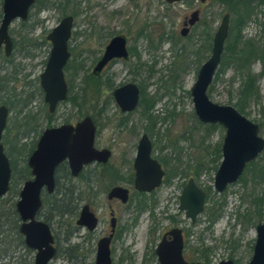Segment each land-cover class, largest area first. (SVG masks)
Returning a JSON list of instances; mask_svg holds the SVG:
<instances>
[{
  "label": "rangeland",
  "instance_id": "obj_1",
  "mask_svg": "<svg viewBox=\"0 0 264 264\" xmlns=\"http://www.w3.org/2000/svg\"><path fill=\"white\" fill-rule=\"evenodd\" d=\"M60 1L50 0V4L58 3L52 10L33 8L27 22L15 21L9 32L14 42L11 57L7 58L4 50L0 51V78L6 81H3L6 91L0 92V106L11 107V132L7 133L9 146H5L6 153L11 154L14 148L11 156L22 171L32 144L49 124L60 126L66 121L76 122L82 112L92 116L97 124V148L112 150L109 168L118 169L127 179L120 185L126 186L129 177L135 173L133 162L143 134H147L154 145L153 157L159 162L167 159L170 164H163L166 178L160 188L143 197L133 194L127 205H116L108 200V190L115 182L112 178H104L97 165L88 167L83 179L73 181L66 180L63 177L65 170L61 169V190L69 191L75 187L74 191H78L74 196L82 197L77 209L89 204L101 223L93 235L76 226L77 216L50 222L59 250L51 264H95L97 242L111 229V209L116 213L119 227L118 238L111 245L114 264H159L154 256L156 247L163 235L175 227L187 230L184 254L189 261L204 264L202 258L208 250L210 264L229 259L235 264H248L254 254L257 226L264 223V182L244 185L241 180L247 175L248 166L240 180L223 194L215 190V175L222 162V154L219 157L217 150L222 149L226 130L219 125L209 128L202 124L195 114L191 95L198 72L212 50L205 52L203 48L206 40L204 25L211 26L214 39L227 14L225 7L212 1L168 5L164 0H71L70 9L63 12L58 8ZM3 3L4 0H0V24ZM256 7L243 34L246 39L263 46L264 8ZM196 10L200 11V20L183 37L184 23ZM66 16L74 17V39L69 42L70 67L65 68L68 83L79 85L82 79L92 75L115 36L127 37L131 55L128 61L111 62L100 75L104 81L110 79L114 88L110 92L106 88L102 91L98 106L89 99L85 106L76 109L70 103H62L51 115L39 90L40 75L52 49L47 36ZM262 69L261 62L252 66L255 75ZM75 71L78 73L76 79ZM242 81L235 66L229 65L214 79L208 95L215 103L235 107L252 122L264 123V77H259L258 81L260 99L252 98L247 102L240 99ZM129 83L142 84L146 93L156 100L157 126L152 133L145 131L141 108L123 114L115 102L113 91ZM17 98L22 102L18 103ZM26 102L28 105L21 112V106ZM101 108H105L102 113L97 111ZM49 116H52V122ZM261 136L264 138V128H261ZM19 147L23 149V155L19 154ZM262 157L264 153L257 161ZM173 171L178 173L171 176ZM191 178L207 195L205 211L194 224L179 211L182 191ZM30 179H23L13 192L0 198V213L4 215L0 216V264L34 263L36 251L25 246L12 216L22 187ZM46 197L45 194L44 199ZM257 199L262 201L259 206L255 205ZM144 204H148L147 207ZM211 211L216 213L214 218L210 216ZM39 219L44 221L43 216Z\"/></svg>",
  "mask_w": 264,
  "mask_h": 264
},
{
  "label": "water",
  "instance_id": "obj_2",
  "mask_svg": "<svg viewBox=\"0 0 264 264\" xmlns=\"http://www.w3.org/2000/svg\"><path fill=\"white\" fill-rule=\"evenodd\" d=\"M168 5L184 1H196L205 4L212 0H164ZM36 0H4L3 17L0 24V50L10 58L14 42L10 36L11 25L19 20L27 22ZM200 20V11H194L184 23L181 35L186 37L190 29ZM230 14H225L214 35L211 55L201 66L197 80L191 89L194 110L198 120L204 125H219L226 130L222 145V162L216 172L214 187L222 194L230 185L239 181L246 166L254 162L264 152V138L258 124L252 122L233 106L213 102L208 90L221 66L225 45L230 31ZM73 16L64 17L58 26L47 36L52 45L50 56L44 72L40 75V86L44 92L45 103L49 112L54 113L58 104L68 99V82L65 68L71 58L69 41L73 32ZM128 39L123 35L113 37L104 54L97 62L94 76H100L105 68L115 59L128 61ZM141 90L137 84L129 83L113 91L116 104L123 113L134 112L140 102ZM10 115L6 105L0 106V198L10 190L12 168L2 144V136ZM97 127L91 117L85 118L76 126L63 125L48 128L39 140L37 149L28 160L33 179L26 181L19 194L16 210L21 219L20 234L25 239L27 248L36 251L34 264H50L56 255L54 236L50 226L38 220V213L43 206L42 191L53 194L56 188L55 173L60 164L69 162L71 173L77 177L84 166L93 162L107 163L111 157L109 150L95 147ZM153 145L148 135H143L138 146L134 168L136 171L135 189L139 192L152 193L162 186L165 172L161 164L152 158ZM206 193L200 189L194 179L184 187L179 211L192 223L205 211ZM109 200L119 199L123 204L129 201V190L122 187L113 188L108 194ZM79 227L96 229L98 219L89 206H85L76 222ZM116 219H112L114 232ZM110 235L99 242L96 264H112ZM185 240L183 230L174 228L167 232L158 244L155 254L159 264H189L184 256ZM191 264H202L192 262ZM218 264H235L231 259ZM248 264H264V223L257 226V240L254 254Z\"/></svg>",
  "mask_w": 264,
  "mask_h": 264
},
{
  "label": "trees",
  "instance_id": "obj_3",
  "mask_svg": "<svg viewBox=\"0 0 264 264\" xmlns=\"http://www.w3.org/2000/svg\"><path fill=\"white\" fill-rule=\"evenodd\" d=\"M49 2L50 0H42V1L36 0V3L33 8L37 7L39 11H41V10H52L53 8L57 7L58 3L54 2L50 4ZM212 2L223 5L226 9V12L231 16L229 36L225 45V54H223V58H222L223 68L218 70L215 79L219 77V75L222 73L225 67L229 65H234L237 72L242 75V80H243L242 88L240 91L241 101L247 102L252 98L260 99V88L258 86V81H259V77H264V45L261 46L251 39H246L243 33L248 23L254 17V13L257 9L256 6L259 5L260 7L264 8V0H212ZM71 3H72L71 0H62L60 1L58 8L60 9L62 8L61 10L65 12L67 9H70ZM203 30H204L203 33L205 34L206 37L205 45H203V48L205 52H209L212 49L213 30L211 29V26H208V24L204 25ZM16 46L17 44H15V47ZM175 56L178 57L179 56L178 53H176ZM7 61L10 60L7 59ZM256 62L262 63L263 69L259 75H255L252 70V66ZM69 67L70 66H68L67 69H69ZM77 71L79 72V69H77ZM77 75L78 73L75 71V76H74L75 79ZM3 81H5V79L0 78V92L6 91ZM68 84H69V99L67 102L72 105L73 109L81 108L85 106L88 99L89 102H94L96 106H98L102 91H104V89L106 88L110 92L114 88V84L113 82L110 81V79L104 81L101 76H94L93 74L89 75L85 79H82L81 84L79 85L75 83H71V81ZM139 87L141 90L139 108H141L140 113L142 116V120L145 122L144 128L146 132L152 133L157 126V120L155 116L156 100L155 98L150 97L146 93V90L145 88H143L142 84H140ZM39 90L40 93L44 95L42 89L39 88ZM17 102L21 103L22 100L17 98ZM3 104H6V102H3ZM27 105L28 102H26L24 106H21L20 111L24 112ZM97 111L102 113L105 111V108H101ZM80 115H83L82 112L80 113ZM29 117L30 114L27 118ZM124 120L126 121L127 119ZM259 126L260 128H264V123L259 124ZM208 127L215 128V126H210V125H208ZM10 132H11V128L9 129L8 133L10 134ZM19 148H18L19 154L23 155V149L22 148L19 149ZM13 149H11V154H9L10 156L13 155ZM33 149L34 147L29 150V154H31ZM217 154L219 155V157H221V149L217 150ZM26 160L27 159H25V163H26L25 168L22 171H20L18 170L16 164L14 163V159L12 158V156L10 157V164L12 168V179L8 194H10L11 191L13 192L15 190V187H17V184H19L23 179H28L29 177H31L30 169L27 166ZM161 162L166 166L170 164V161H168L167 159L165 160L161 159ZM177 173L178 171H173L171 176L173 175L175 176ZM185 175H188V173H185ZM241 181L246 186L248 182H252L258 185L264 182V157H262L261 160L256 161L249 165L247 175L243 177ZM74 193L75 192L71 190L69 191L61 190L58 182L56 194L54 196L46 197L44 199V206L40 213L41 216H43L47 222H54L56 219L61 220L64 219V217L66 216H71V217L76 216L77 204L79 200L82 199L78 197H74ZM261 204L262 201L260 199H257L255 205L259 206ZM147 205L148 204H144V207H147ZM13 208L15 207L13 206ZM0 216L2 217L4 215L0 213ZM12 216H14L15 218L16 231H18V234H20L19 233L20 218L17 213V210H15L14 213H12ZM210 216L214 218L216 216V213L211 211ZM259 216L262 217V215ZM184 231H185V244H186L187 230L184 229ZM20 238H22V235H20ZM207 251H204V257L202 258L204 260V264H210L208 260V256L206 254Z\"/></svg>",
  "mask_w": 264,
  "mask_h": 264
},
{
  "label": "flooded vegetation",
  "instance_id": "obj_4",
  "mask_svg": "<svg viewBox=\"0 0 264 264\" xmlns=\"http://www.w3.org/2000/svg\"><path fill=\"white\" fill-rule=\"evenodd\" d=\"M33 9V8H32ZM32 11V10H31ZM74 18V17H73ZM74 39V34L72 33V37H71V40H73ZM70 40V41H71ZM69 41V42H70ZM129 50V49H128ZM1 51V50H0ZM71 53V52H70ZM129 54H130V51H129ZM130 59V58H129ZM114 61H122V60H118V59H115V60H113L112 62H114ZM123 61H125V60H123ZM106 69V68H105ZM68 88H69V84H68ZM42 89V88H41ZM43 91V90H42ZM43 94H44V92H43ZM140 98H141V94H140ZM68 99H69V92H68ZM68 99H67V101H68ZM45 101V100H44ZM67 101H65V102H62V103H68ZM62 103H60V104H58V107L62 104ZM140 103V102H139ZM46 104V103H45ZM47 105V104H46ZM71 105V104H70ZM48 106V105H47ZM72 106V105H71ZM58 107H57V109H58ZM119 107V106H118ZM9 108V107H8ZM138 108H139V106H138ZM137 108V109H138ZM57 109H56V111H57ZM136 109V110H137ZM48 110H49V106H48ZM121 110V109H120ZM9 111H10V108H9ZM56 111L54 112V113H50L51 115L52 114H55L56 113ZM122 112V111H121ZM123 113V112H122ZM133 113V112H132ZM123 114H130V113H123ZM10 116V115H9ZM50 117V116H49ZM87 117H91L92 119H93V117L92 116H90V115H81L78 119H77V121L76 122H69V121H66V122H64V124H62V125H60V126H53L52 124H49L48 125V127L46 128V129H48V128H57V127H61V126H63V125H73V126H76L78 123H80L81 121H83L85 118H87ZM49 121H53L52 120V117H50L49 118ZM50 122V123H51ZM93 122H94V124H95V126L97 127V124H96V122H95V120L93 119ZM260 127V126H259ZM9 129H10V125H9V117H8V119H7V126H6V129H5V131H4V133H3V136H2V144H3V146H4V151H5V153H6V148H5V146L7 145V140H6V137H7V133H8V131H9ZM45 129V130H46ZM44 130V131H45ZM44 131H42L41 132V134H40V137H39V139L36 141V142H34L33 144H32V147H31V149L34 147V149L32 150V152H31V154H30V156L33 154V152L37 149V145H38V143H39V140H40V138L42 137V135H43V133H44ZM97 134H98V127H97V131H96V137H95V147H96V149H98V150H109L110 152H111V157H110V159L108 160V162L107 163H98V162H93V163H91V164H89V165H86V166H84V168H83V170L81 171V173L77 176V177H74L73 175H72V173H71V169H70V166H69V162L68 161H65V162H63L62 164H60L59 166H58V168L56 169V173H55V179H56V188H55V191H54V193L53 194H49L48 192H47V190L46 189H44L43 191H42V200H43V206H44V196H45V194L47 195V197H51V196H54L55 194H56V190H57V184H58V182H59V177H60V175H59V172L61 171V169L62 170H65V174H64V178H66V180H71V181H73V179H83L84 178V172H85V170L88 168V167H90V166H92V165H97V167H100L101 169H102V174H103V177L104 178H112V179H114V185L111 187V188H109V190H108V193H107V198H108V194L110 193V191L113 189V188H116V187H122V188H124V189H128L129 190V201H128V203L130 202V200L132 199V196H133V194L134 195H136V196H139V197H143V196H146L147 194H152L153 192H155V191H153L152 193H144V192H139V191H137L136 189H135V179H136V171H135V168H134V163H135V159H136V157H137V153H136V156H135V159H134V162H133V168H134V171H135V173L133 174V175H131L130 177H129V182L126 184V186H122V185H120L121 183H124L125 181L127 182V179H125V177H123L122 175H121V173H120V171L118 170V169H116V168H112L111 166V168H109V164H110V161L112 160V157H113V152H112V150H110V149H108V148H102V149H99V148H97V146H96V138H97ZM260 134H261V128H260ZM143 135H145V134H143ZM142 135V136H143ZM147 135V134H146ZM149 137V136H148ZM142 138V137H141ZM150 139V138H149ZM141 140V139H140ZM140 140H139V142H140ZM151 141V140H150ZM139 142H138V145H137V152H138V146H139ZM152 142V141H151ZM152 145H153V143H152ZM7 146H9V145H7ZM153 149H154V145H153ZM152 153H153V150H152ZM264 153V152H263ZM262 153V154H263ZM221 154H222V149H221ZM261 154V155H262ZM6 155H7V157L9 158V160H10V155L9 154H7L6 153ZM260 155V156H261ZM30 156H29V158H30ZM259 156V157H260ZM258 157V158H259ZM29 158H28V160H29ZM152 158L154 159V160H156L154 157H153V154H152ZM223 158V157H222ZM257 158V159H258ZM257 159L254 161V162H256L257 161ZM156 161H158V160H156ZM159 162V161H158ZM160 162H161V160H160ZM159 162V163H160ZM254 162H252V163H254ZM252 163H250V164H252ZM161 164V166H162V169H163V163L161 162L160 163ZM250 164H248L247 166H246V168L250 165ZM27 166L29 167V165H28V161H27ZM220 166V165H219ZM219 168V167H218ZM29 169H30V173H31V179H33V177H32V170H31V168L29 167ZM164 170V169H163ZM218 170V169H217ZM246 170V169H245ZM165 172V171H164ZM244 174V173H243ZM242 177V176H241ZM240 177V178H241ZM165 178H166V172H165V176H164V178H163V183H162V185L165 183ZM30 179V180H31ZM240 180V179H239ZM29 181V180H28ZM119 183V184H118ZM231 186V185H230ZM160 188V187H159ZM74 189H76L75 187H73V190H71V191H73V192H77L78 190H75L74 191ZM228 189V188H227ZM74 193V194H75ZM223 194V193H222ZM75 197V196H74ZM78 198H80V199H82V197L78 194V196H77ZM207 198V197H206ZM109 200V199H108ZM109 201H111V202H115V204L117 205V204H121V205H127V204H123L119 199H114V200H109ZM43 206H42V208H43ZM85 206H89L90 207V210L92 211V212H94L95 213V211H94V209L89 205V204H85V205H83L82 207H81V209L79 210V209H77V220L79 219V217H80V214H81V211H82V209L85 207ZM206 206V205H205ZM42 208H41V210H42ZM41 210H40V212L38 213V220H41V219H39V216H41ZM78 210H79V212H78ZM95 215H96V217H97V219H98V225H97V227H96V229L95 230H93V231H90L87 227H79V226H77V224H76V226L77 227H79V228H81V229H86L90 234H95V232L98 230V228H99V226H100V218L97 216V214L95 213ZM76 216H73V217H76ZM20 218V217H19ZM112 219H116V227H115V231L114 232H112L113 231V229H112ZM77 220H76V222H77ZM41 221H43V220H41ZM43 222H45V223H47L49 226H50V228H51V230H52V234H53V236H54V247H55V249H56V255H55V257H54V259L58 256V252H59V250H58V247H57V244H56V239H55V235H54V233H53V229H52V226H51V224H50V222H47L46 220H45V218H44V221ZM192 224V223H191ZM260 224V223H259ZM258 224V225H259ZM20 225H21V219H20ZM110 226H111V229H110V231L108 232V231H106L103 235H102V237L99 239V241L97 242V246H96V256H95V264H96V259H97V252H98V246H99V242L102 240V239H104V238H108V237H110V235H112V233H113V237H112V240H111V243H110V251H111V245H112V243L118 238V234H119V227H118V219H117V217H116V213H115V211H114V209H111V212H110ZM20 228V227H19ZM175 228H178V227H175ZM172 229H174V228H172ZM171 229V230H172ZM182 229V228H181ZM183 230V229H182ZM169 232V231H168ZM20 233V232H19ZM167 233V232H166ZM165 233V234H166ZM72 234V233H71ZM164 234V235H165ZM21 235V234H20ZM68 236L70 235V233H68L67 234ZM163 235V236H164ZM183 235H184V240H185V231L183 230ZM22 238L24 239V237L22 236ZM163 238V237H162ZM71 239V238H70ZM162 240V239H161ZM24 244H25V239H24ZM26 246V245H25ZM27 247V246H26ZM157 248V247H156ZM29 249V248H28ZM72 250H76V248H74V247H72L71 248ZM31 250V249H30ZM156 251V250H155ZM156 255V254H155ZM184 256H185V254H184ZM111 258H112V251H111ZM186 258V257H185ZM54 259L50 262V264L54 261ZM158 259V258H157ZM186 260L189 262V264H191L192 262L191 261H189L187 258H186ZM34 264V263H33ZM112 264H114V262H113V259H112Z\"/></svg>",
  "mask_w": 264,
  "mask_h": 264
}]
</instances>
